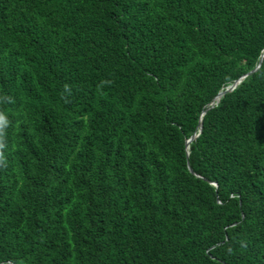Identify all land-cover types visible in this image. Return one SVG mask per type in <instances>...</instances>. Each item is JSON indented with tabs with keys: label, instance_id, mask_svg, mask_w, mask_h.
I'll return each instance as SVG.
<instances>
[{
	"label": "trees",
	"instance_id": "16d2710c",
	"mask_svg": "<svg viewBox=\"0 0 264 264\" xmlns=\"http://www.w3.org/2000/svg\"><path fill=\"white\" fill-rule=\"evenodd\" d=\"M0 264H264V0H0Z\"/></svg>",
	"mask_w": 264,
	"mask_h": 264
},
{
	"label": "clouds",
	"instance_id": "9594fccd",
	"mask_svg": "<svg viewBox=\"0 0 264 264\" xmlns=\"http://www.w3.org/2000/svg\"><path fill=\"white\" fill-rule=\"evenodd\" d=\"M257 69V67L255 68V70ZM242 80V78H240V79H238V80H236L233 84H231V85H229L228 87H226V89H224L223 91H221V92H219V94L217 95V97L215 98V101L217 102L218 101V99L222 96V95H224L225 93H227V92H231L233 89H235V87H236V85L240 82ZM213 106V104H211V107ZM198 135H194V136H192V137H197ZM193 138V139H194ZM191 139V138H190ZM189 139V140H190ZM189 140H187V141H189ZM192 141V140H191ZM190 141V142H191ZM187 143V142H186ZM189 143V142H188ZM187 143V144H188Z\"/></svg>",
	"mask_w": 264,
	"mask_h": 264
},
{
	"label": "water",
	"instance_id": "95a60500",
	"mask_svg": "<svg viewBox=\"0 0 264 264\" xmlns=\"http://www.w3.org/2000/svg\"><path fill=\"white\" fill-rule=\"evenodd\" d=\"M193 138H194V137H191V139H190L189 141H187V143L190 142L191 140H193ZM190 171H191V170H190Z\"/></svg>",
	"mask_w": 264,
	"mask_h": 264
}]
</instances>
